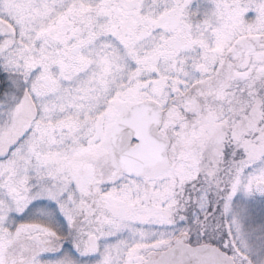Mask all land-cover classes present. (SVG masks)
I'll use <instances>...</instances> for the list:
<instances>
[{"label":"snow or ice","instance_id":"1","mask_svg":"<svg viewBox=\"0 0 264 264\" xmlns=\"http://www.w3.org/2000/svg\"><path fill=\"white\" fill-rule=\"evenodd\" d=\"M0 264H264V0H0Z\"/></svg>","mask_w":264,"mask_h":264}]
</instances>
